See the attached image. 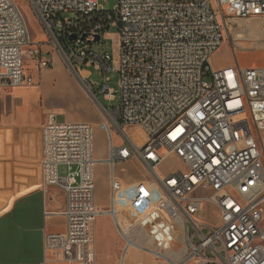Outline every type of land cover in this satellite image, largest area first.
I'll list each match as a JSON object with an SVG mask.
<instances>
[{"label":"built area","instance_id":"obj_1","mask_svg":"<svg viewBox=\"0 0 264 264\" xmlns=\"http://www.w3.org/2000/svg\"><path fill=\"white\" fill-rule=\"evenodd\" d=\"M29 1L50 39L68 44L70 63L95 99L86 68L105 71L102 92L116 100L107 76L113 56L96 54L81 37L94 42L107 28L120 31V104L98 107L109 158H95L88 121L61 122L51 111L42 127V188L64 190L67 221L64 232H45L43 264H97L100 216H110L124 240L121 264L130 248L168 264H264V68L217 69L212 61L224 44L225 15L257 18L264 41V0H215L219 9L213 0H119L111 11L100 0ZM66 11L75 16L59 19ZM28 44L24 11L16 0H0V86L36 83L24 72ZM31 52L40 71L52 67L40 48ZM133 126L146 134L142 146L130 136ZM171 156L184 167L160 172ZM132 159L148 177L120 187L115 166ZM99 162L112 170L108 207L95 200Z\"/></svg>","mask_w":264,"mask_h":264},{"label":"crops","instance_id":"obj_2","mask_svg":"<svg viewBox=\"0 0 264 264\" xmlns=\"http://www.w3.org/2000/svg\"><path fill=\"white\" fill-rule=\"evenodd\" d=\"M256 26L262 32L260 20ZM234 64L227 63L228 66ZM222 66L215 67L222 69ZM50 73L43 70L32 74L35 84L0 86V264H43L45 232H64L67 227L63 214L64 190L57 186L47 191L42 188V127L49 113L56 112L57 108L54 89L55 76L59 74ZM56 113L59 117V112ZM100 153L94 144L97 160L109 158ZM99 164L109 170L108 163ZM183 167L182 164L177 168ZM95 200L100 206L110 204V198L107 201L97 196L96 190ZM95 227L97 229V223ZM96 243L97 264L122 263L125 243L114 223L101 236L100 244L96 235ZM125 264L168 263L130 248Z\"/></svg>","mask_w":264,"mask_h":264},{"label":"rangeland","instance_id":"obj_3","mask_svg":"<svg viewBox=\"0 0 264 264\" xmlns=\"http://www.w3.org/2000/svg\"><path fill=\"white\" fill-rule=\"evenodd\" d=\"M24 11L28 24L30 27L32 44H29L24 50V72L26 74H40V67L37 56L32 55V50L40 48L41 57L48 58L52 61V67L45 69L51 72L52 76L55 73V89L56 94V112H59L58 120L61 122H81L88 121L94 127V144L97 150L101 151V156L110 155L109 136L106 131L101 129V115L98 107L105 106L109 111H113L120 104V88H121V73L115 69L120 59V31L117 27H110L105 29L102 33V39L94 42L84 41V45L92 49L96 54H104L109 52L113 56L112 66L113 70L107 72V76L111 79L109 81L110 88L118 91L116 100H107L102 88L104 86V70H98L94 66L87 67L91 71L89 81L94 83V90L99 94L98 99L89 95L83 87V84L76 73L75 69L70 63L67 55L68 44L63 42L62 46L56 45L47 35L43 28L33 6L29 0H16ZM119 0H100L102 9L111 11L114 10ZM215 6L218 8L216 1L213 0ZM75 13L70 11L63 12L59 15L61 18H72ZM225 39L224 44L212 56L213 65L218 67H227V63H238L241 68L259 67L264 68V41L261 40V30L258 29V20L255 18H236L224 16ZM235 37V39H233ZM72 60V58H70ZM55 72V73H54ZM44 74V73H42ZM88 73L83 70L82 75L86 76ZM206 80L211 81L210 77ZM98 83V84H97ZM132 140L138 145L142 146L146 140V134L139 126H133L129 129ZM115 144L121 146V137L115 133ZM99 151H97L98 155ZM182 165L175 157L171 156L167 161L161 165L160 172L177 168ZM59 172L62 176L68 173L67 166L61 165ZM112 170L109 167L107 170L104 165L99 164L95 170L96 195H100L107 201L110 198V176ZM115 176L120 187H125L131 183L147 178L145 169L136 159L129 162L118 163L115 166ZM161 198L157 194L155 198L158 201ZM110 205V204H108ZM103 206V207H108ZM110 216H100L97 220V242H100L101 236L106 231H109L113 223ZM100 244V243H99Z\"/></svg>","mask_w":264,"mask_h":264},{"label":"water","instance_id":"obj_4","mask_svg":"<svg viewBox=\"0 0 264 264\" xmlns=\"http://www.w3.org/2000/svg\"><path fill=\"white\" fill-rule=\"evenodd\" d=\"M77 35L76 34H74V35H72L71 37H70V39L71 40H75V39H77ZM84 41L87 39V33H84L83 35H82V37H81ZM101 35L100 34H97L96 35V41H98V40H101Z\"/></svg>","mask_w":264,"mask_h":264},{"label":"bare ground","instance_id":"obj_5","mask_svg":"<svg viewBox=\"0 0 264 264\" xmlns=\"http://www.w3.org/2000/svg\"><path fill=\"white\" fill-rule=\"evenodd\" d=\"M27 46H29V44Z\"/></svg>","mask_w":264,"mask_h":264}]
</instances>
